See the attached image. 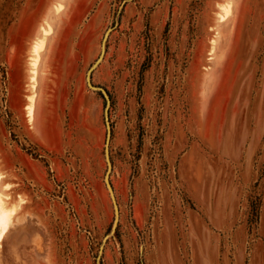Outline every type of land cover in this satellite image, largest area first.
<instances>
[{"label":"rangeland","instance_id":"374dc122","mask_svg":"<svg viewBox=\"0 0 264 264\" xmlns=\"http://www.w3.org/2000/svg\"><path fill=\"white\" fill-rule=\"evenodd\" d=\"M65 1L12 3L14 34L27 41L34 114L26 103L21 120L11 119L0 69V117L15 150L41 164L44 176L33 164L28 176L48 185L11 188L0 171L1 264H97L98 255V264H264V0H233L220 38L226 0L107 1L98 38L108 32L105 53L91 83L110 102L114 233L103 95L91 92L94 105L73 103L64 91L43 105L31 87L33 47ZM199 36L210 39L196 45ZM195 46L196 65L208 57L199 68L206 79L190 67ZM33 125L40 144L25 133ZM21 226L34 228L17 236L11 253L14 238L4 237Z\"/></svg>","mask_w":264,"mask_h":264},{"label":"crops","instance_id":"0c3cea01","mask_svg":"<svg viewBox=\"0 0 264 264\" xmlns=\"http://www.w3.org/2000/svg\"><path fill=\"white\" fill-rule=\"evenodd\" d=\"M3 1L0 0V69H3L6 74L11 119L15 117V120L18 121L21 120L27 103L28 94H26L25 87L27 79L29 81V54H27L25 37L22 35L15 36L13 31V0H5V9H2ZM107 1L66 0L64 2L62 11L65 10V12L62 17L52 20L53 32L47 38L45 48L41 52L36 103L38 101L43 103V105H53L54 101L58 99L57 93L60 92L62 94V92L66 91L67 99L71 100L70 102L74 103V101L84 98L87 100L89 98L90 104L94 105L91 93L93 90L86 85V73L100 54L98 38L110 18V9L107 7ZM7 3H10L9 9L7 8ZM62 11L59 14H62ZM214 14L210 15L209 18L212 24H214L212 19ZM209 39L208 37L200 38L199 36L196 45L199 42H207ZM195 48L196 46L193 49L190 67L196 70V73L202 79H206L207 73L202 72L199 68L203 59H208V57L206 52H204L201 61L196 65ZM217 52L216 49L213 59L216 57ZM85 88L91 91H84ZM81 90L84 92L80 93ZM43 111L46 112L44 108ZM45 112H43V118L45 117ZM29 124L32 125L31 123ZM25 133L28 136H35V143L40 144V141L36 140L38 130H36L34 125L31 126V130L26 127ZM42 145L46 147L45 144ZM15 147L14 143L9 140V131L5 121L0 117V171L4 173L5 183L10 184L11 188L19 185L26 187L30 185L36 189H46L48 184L45 182V178H43V182L35 184L33 178L28 176L31 164L38 167L44 176L41 164L36 160H31L22 150L16 151ZM45 149L49 153H54V150H50L51 148L49 147ZM135 204L139 206L141 211L136 216L140 220L143 207L138 202H135ZM33 228L34 226H21L16 231H9L4 240L11 236V238H14L9 243V251L11 253L14 252L17 236L27 233L28 229L31 230ZM36 228L39 229L41 227L36 226ZM21 242L26 244L27 241L23 239ZM34 242L35 240H31L29 244Z\"/></svg>","mask_w":264,"mask_h":264},{"label":"bare ground","instance_id":"6f19581e","mask_svg":"<svg viewBox=\"0 0 264 264\" xmlns=\"http://www.w3.org/2000/svg\"><path fill=\"white\" fill-rule=\"evenodd\" d=\"M234 5H235V3H234L233 0H226L225 4L222 5V6H220V11L217 13V16H218L217 17V20H218V24H217L218 25V29L217 30H218V36H219V38L221 36V28H222V26H224L230 20V18L232 16ZM52 13L53 14H56L55 11L52 12ZM46 26H47V28L38 36V40L36 42V45H34L33 51H32V54L33 55H32V63H31V79H32L33 84H32L31 87H32V90H33L34 94L37 93L36 92L37 91L36 89H37V84H38L39 64H40L41 52L45 48V43H46L47 38L53 32L51 18H49L47 20V25ZM233 26H234V24H233ZM102 39H103V37H102ZM102 39L100 41V51H101ZM216 47H217V43H213V44H211V48L210 49L216 51ZM34 103H35V96L33 95V96H30L29 97L28 103H27L26 108H25L26 109V113H27V115H28L29 118H32L33 117V114H34ZM104 158H105V156H104ZM107 195H108L109 202L111 203V200H110L108 191H107ZM1 204L2 203H1V200H0V209H1ZM110 205L112 207V203ZM112 210H113V207H112ZM3 212H4V210H3ZM8 221H9V219H8ZM2 222H4V220ZM6 222L7 221H5L4 224L3 223H0V243H2L1 242V238L4 235V232L6 231L5 229L7 228V226L5 225ZM10 226H11V224H10ZM9 231L7 230L8 233H9ZM1 248H2V245L0 244V251H1ZM0 258H1V256H0ZM2 260H0V264L2 263L1 262Z\"/></svg>","mask_w":264,"mask_h":264},{"label":"water","instance_id":"95a60500","mask_svg":"<svg viewBox=\"0 0 264 264\" xmlns=\"http://www.w3.org/2000/svg\"><path fill=\"white\" fill-rule=\"evenodd\" d=\"M107 33L105 32L103 39H102V43H101V51L100 54L98 56V58L96 59V61L92 64V66L88 69L87 73H86V84L87 87L93 91H99L104 99H105V108H104V122H105V128H106V135H105V146H104V156H105V160H106V165H107V170L106 173L104 175V184L105 187L108 191L111 203H112V207H113V212H114V219H113V223L110 229V233H114L115 229L117 227V222H118V207H117V203L115 200V196L111 187V184L109 182V173H110V169H111V164H110V159H109V141H110V137H111V131H110V125H109V106H110V102H109V97L107 96V93L105 92L104 89L100 88V87H95L92 85L91 83V73L92 71L99 65L104 53H105V43L107 40ZM105 240V239H104ZM99 253H101V249L99 250ZM100 256L98 255L97 257V264L99 262V258Z\"/></svg>","mask_w":264,"mask_h":264}]
</instances>
